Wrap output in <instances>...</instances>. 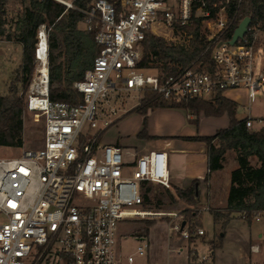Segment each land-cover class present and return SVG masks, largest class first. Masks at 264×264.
I'll return each mask as SVG.
<instances>
[{"label": "built area", "instance_id": "built-area-1", "mask_svg": "<svg viewBox=\"0 0 264 264\" xmlns=\"http://www.w3.org/2000/svg\"><path fill=\"white\" fill-rule=\"evenodd\" d=\"M55 1L77 8L74 0ZM241 1L92 0L77 8L84 15V29L95 33L100 47L84 78L73 84L83 95L78 102L51 100L49 29L39 27L35 72L25 101L30 112L43 117L44 139L38 148L0 158V264H167L151 228L146 224L138 231L132 222L166 218L156 224L187 242L206 234L177 211L145 207V182L171 187L167 151L137 155L104 144L101 137L127 113L125 91L149 90L181 102L245 89L253 101L264 86V71L256 70V62L264 59V16L251 19L244 36L231 43ZM197 23L208 32L205 50L212 52L211 68L195 69V61L171 74L139 67L147 32L189 46L193 34L186 27ZM230 31L232 36L225 38ZM243 119L249 130L264 131V117ZM240 215L264 223V207ZM128 236L135 237L137 247L124 253L121 242ZM251 249L257 251V245ZM186 250L188 264L208 260L197 247ZM258 264H264V248Z\"/></svg>", "mask_w": 264, "mask_h": 264}, {"label": "trees", "instance_id": "trees-1", "mask_svg": "<svg viewBox=\"0 0 264 264\" xmlns=\"http://www.w3.org/2000/svg\"><path fill=\"white\" fill-rule=\"evenodd\" d=\"M91 1L74 0V5L77 8H86ZM5 2L6 0H0V40L21 44L23 55L16 76L9 86V93L0 95V145L21 147L24 143L25 93L35 72V46L39 27L46 24L49 29L50 98L53 101L78 102L83 99V95L75 90L73 84L84 78L100 47L96 42L95 33L80 27L84 15L77 8H67L66 5L55 0H29V5L23 15L16 20L14 28L7 29ZM246 16H250L252 21L263 19L264 0H242L234 28ZM186 31L193 34L189 46L170 44L163 37L147 32L143 40V56L139 67L145 69L156 67L165 74H171L195 61V69L211 68L212 52L205 50L207 37L200 24L186 27ZM232 33L233 31H230L225 38H230ZM167 107L184 108L193 116L189 122L197 126L201 113L215 117L226 114L229 118V125L217 129L213 135L188 138L206 144L208 173L205 182L210 180L213 171L224 168L229 151L236 153L238 167L231 173L226 207L223 210L210 209L215 223H220L222 217L234 212H249L263 208L264 131L249 130L245 120L237 118V102L219 94L212 100L169 102L147 90L139 104L128 113L141 114L146 126L149 110ZM119 120L120 118L116 122ZM252 156L258 159L260 166L251 165ZM200 186L201 181L196 179L188 188L173 186L175 193L170 188L166 189L163 196L168 197L171 203L183 201L187 205H196L200 202ZM151 193H153L152 182H145L143 184L145 204L157 199L158 203L155 206H161L163 196L155 193L150 195ZM196 215L197 212L194 211L188 213L191 217ZM249 222L252 223L251 220ZM228 223L229 219H225L222 222L223 228ZM216 247L218 246L211 242V250L214 251Z\"/></svg>", "mask_w": 264, "mask_h": 264}, {"label": "rangeland", "instance_id": "rangeland-1", "mask_svg": "<svg viewBox=\"0 0 264 264\" xmlns=\"http://www.w3.org/2000/svg\"><path fill=\"white\" fill-rule=\"evenodd\" d=\"M28 5L29 0H6L7 29L14 28L16 20L23 15ZM80 27H84L83 23H80ZM203 32L205 35L208 34L205 30ZM22 55L23 50L21 44L5 39L0 40V95H7L9 93V86L15 78L22 62ZM256 70L258 72L264 71V59H259L256 62ZM144 93L137 91L122 92L121 95L124 97L123 109L127 108V111H130L128 109H133L137 106L144 96ZM231 96L239 103L237 112L239 116L251 115L253 117H264V86L256 92L254 100L250 102L246 92L243 91L233 92ZM132 116L130 114L127 117L132 118ZM23 120V146L11 147L0 145V158L16 157L25 148H38L43 144L45 130L43 117H37L36 114L26 108ZM208 120L200 123V129L204 131L212 129V124ZM250 163L254 167L260 166V162L254 156L250 157ZM237 167L236 153L229 151L226 155L224 168L213 171L210 180L203 185V198L205 201H202L200 198V202L196 205H187L183 201L171 203L168 197L163 196L166 193V189L169 188L159 183H152L153 193L150 195L155 193L158 196H163V202L161 206H155L158 201L157 199H153L151 203L145 204L146 208L150 210L177 211L179 216L187 220L193 229L196 228L197 224L198 226H202L206 230L205 235L194 241L187 242L180 236V233L174 234L173 230L164 228L161 224H156L159 219L138 220L132 222V226L137 227L139 229L138 231L146 227V224L151 228V237L157 247V252L162 259L167 260V264H188L189 260L186 249L190 248L192 250L194 247H197L200 257L203 255L208 256V260L204 261V264H215V253L226 263L248 262V252L255 245H257V251L251 249L252 254L256 257L259 256V258L262 257L264 248V223H250V219H244L239 212H234L222 217L220 223L216 224L214 216L210 211L212 208L223 210L226 207L231 173ZM170 189L175 193L173 186ZM190 211L197 212V215L194 217L188 216ZM225 219H229V223L223 228L222 222ZM165 220L167 219L162 218L159 222H165ZM176 220L177 218L174 217L171 221L174 224ZM130 229V227H127V230ZM260 232H263L262 237L258 235ZM168 233L170 234L168 235ZM223 233H225L224 236H222ZM211 242H214L218 246L214 251H211ZM121 243L124 253L134 252L137 247V240L134 236H128ZM179 247H184V250L180 253L175 251ZM259 262H261V258L252 264H258Z\"/></svg>", "mask_w": 264, "mask_h": 264}, {"label": "crops", "instance_id": "crops-1", "mask_svg": "<svg viewBox=\"0 0 264 264\" xmlns=\"http://www.w3.org/2000/svg\"><path fill=\"white\" fill-rule=\"evenodd\" d=\"M236 91H243L247 94L245 89H238L227 90L223 96L239 104L231 96V93ZM130 114L133 115L132 118L127 117ZM236 116L239 119L243 118L238 113ZM192 117L184 108L151 109L148 112L145 126L141 114L136 112L126 113L117 123L103 133L101 141L104 144L120 145L122 148L137 155L152 150L167 151L171 185L179 188H188L194 180L198 179L201 181L200 198L202 201H205L203 198V185L208 173L206 144L202 141L190 140L188 138L197 135H213L217 129L225 128L229 125V118L226 114L221 117H215L206 116L204 113H201L199 125L201 122L207 121V119L212 124V129L204 131L200 129L199 125L197 126L189 122V119ZM224 235L225 233L222 236ZM258 235L262 237L263 232H260ZM260 258L259 256H254L250 248L248 262L226 263L215 253V264H252ZM165 261L167 262V260Z\"/></svg>", "mask_w": 264, "mask_h": 264}, {"label": "water", "instance_id": "water-1", "mask_svg": "<svg viewBox=\"0 0 264 264\" xmlns=\"http://www.w3.org/2000/svg\"><path fill=\"white\" fill-rule=\"evenodd\" d=\"M251 22V17L250 16H246L241 22L240 24L237 26V28L234 31V34L232 36L231 39V43H235L239 38H242L244 36V34L247 31L248 25ZM185 224V222H183V225Z\"/></svg>", "mask_w": 264, "mask_h": 264}]
</instances>
